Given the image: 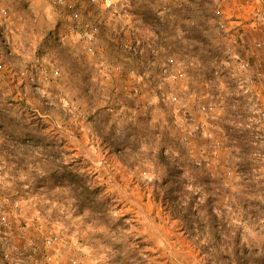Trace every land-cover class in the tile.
<instances>
[{
    "label": "rangeland",
    "instance_id": "1",
    "mask_svg": "<svg viewBox=\"0 0 264 264\" xmlns=\"http://www.w3.org/2000/svg\"><path fill=\"white\" fill-rule=\"evenodd\" d=\"M230 2L85 4L105 22L90 53L53 0H0V264H198L184 221L153 195L171 168L200 194L202 223L210 205L264 246V0L238 3L259 35ZM240 24L244 42L233 39ZM136 36L141 54L127 46ZM65 164L113 198L107 221L76 206L59 181Z\"/></svg>",
    "mask_w": 264,
    "mask_h": 264
},
{
    "label": "trees",
    "instance_id": "2",
    "mask_svg": "<svg viewBox=\"0 0 264 264\" xmlns=\"http://www.w3.org/2000/svg\"><path fill=\"white\" fill-rule=\"evenodd\" d=\"M62 169L59 181L67 183L71 187L76 206L82 209L89 208L107 221L114 206L113 198L104 197L101 186L95 182L91 185L87 177L78 172L73 165L65 164ZM179 173L177 169L171 168V173L161 185L155 183L153 195L157 202H160L166 210L171 212L173 218L184 221L182 229L191 239H194V245L199 252L198 264H264V246L253 247L247 244L242 238L243 228L238 225L233 227L229 219L219 220V215L215 214L212 206H208V214L212 217V222L208 225L200 221V211L204 210L206 205L200 200L199 193H184L182 189L184 180ZM163 188L166 190L164 191ZM236 204H243L240 198ZM228 207L235 208V204H229ZM223 212L225 216L228 213L227 209ZM127 219V216H122L114 227H120L125 232L130 227ZM237 227L239 229H234ZM205 234L209 235V238L206 239L207 244L204 245L202 237H205ZM131 239V237H127V242H130ZM137 240L140 241L141 238ZM123 246L124 243H121L120 247ZM144 246L143 243L139 247L144 248ZM139 260L140 264L146 263L143 258Z\"/></svg>",
    "mask_w": 264,
    "mask_h": 264
},
{
    "label": "built area",
    "instance_id": "3",
    "mask_svg": "<svg viewBox=\"0 0 264 264\" xmlns=\"http://www.w3.org/2000/svg\"><path fill=\"white\" fill-rule=\"evenodd\" d=\"M120 1L121 0H53L54 4L65 9L68 13L69 18L74 22H76L78 26L82 28L81 30L80 29L78 30V34L85 42L84 45L85 49H87V51L90 53H94L96 51L95 45L98 40V35L101 33L102 25L103 24L105 25V22H103V19L99 16L98 12L96 11L94 12L89 11V13L87 12V14H84L83 8L86 7L85 4L89 5V8H91V10L92 9L102 10L105 8L116 9L117 8L116 6ZM161 1H165V0H161ZM217 13L219 15H223L221 9H219ZM0 14L1 16H7L8 15L7 9L3 8ZM87 15L89 16V18H87ZM90 17H92L93 19L91 20ZM85 18L87 19V21L85 20ZM226 24L227 23L223 21L221 23V26L226 28L227 27ZM233 31H234L233 39H235L234 41L236 42L238 40L239 41L241 40L242 42L245 41L246 31L244 30L241 24L239 25V28H237L236 31L235 28H233ZM127 46L130 50L134 51L136 54H141V52H143L144 50V47L146 46V41L142 37L136 36ZM254 47L255 49L259 50V48L261 47V43L254 44ZM170 61L174 62L173 59H171ZM165 70H166L165 72H167L168 69L166 68ZM177 75H179L180 77L184 76V71L182 69H179ZM175 78H177V76ZM246 80L247 82L254 83L255 78H248V79L246 78ZM214 108L215 106L203 107V109H201V112L209 113ZM256 113L258 114L257 118L260 120L258 121L261 122L264 118V110L256 109ZM257 129H260V126L257 125ZM259 133L261 134L262 137H264L261 131H259Z\"/></svg>",
    "mask_w": 264,
    "mask_h": 264
},
{
    "label": "crops",
    "instance_id": "4",
    "mask_svg": "<svg viewBox=\"0 0 264 264\" xmlns=\"http://www.w3.org/2000/svg\"><path fill=\"white\" fill-rule=\"evenodd\" d=\"M242 0H231V2L229 3V5H231V3L234 5V10H233V14L236 16V17H242V16H247L246 14H244V12L242 11H239V5H241V2ZM238 3H239V5H238ZM249 19V22H246V23H244L243 25H244V27H246L247 28V30H248V33H247V35L249 34H254V35H259V28L258 27H255V23H253L252 22V19H251V17L249 18V16H247V17H245V20H248ZM251 19V20H250ZM243 23L242 21H238V22H236L237 24L238 23ZM237 24L236 25H234V26H237ZM233 26V27H234ZM258 29V30H257ZM248 37V36H247ZM251 46V44H249V47ZM244 51H246V50H243V52ZM264 63V62H263ZM262 65V67L264 66V64H261ZM264 69V68H263Z\"/></svg>",
    "mask_w": 264,
    "mask_h": 264
}]
</instances>
